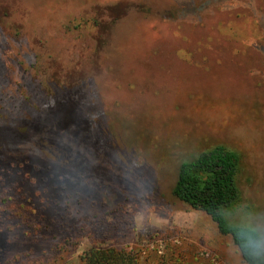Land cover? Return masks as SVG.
Here are the masks:
<instances>
[{
	"label": "rangeland",
	"instance_id": "obj_1",
	"mask_svg": "<svg viewBox=\"0 0 264 264\" xmlns=\"http://www.w3.org/2000/svg\"><path fill=\"white\" fill-rule=\"evenodd\" d=\"M0 116V264H247L171 194L217 144L241 155L229 215L264 264V0H0Z\"/></svg>",
	"mask_w": 264,
	"mask_h": 264
},
{
	"label": "trees",
	"instance_id": "obj_2",
	"mask_svg": "<svg viewBox=\"0 0 264 264\" xmlns=\"http://www.w3.org/2000/svg\"><path fill=\"white\" fill-rule=\"evenodd\" d=\"M10 149L0 136V157L13 158ZM241 167L238 151L217 144L179 163L171 194L190 208L208 214L220 233L231 236L245 263L260 264L263 253L259 231L234 223L229 215L241 199L238 181ZM182 257L171 250L155 263L145 264H185ZM80 260L82 264H141L137 253L113 246L91 247L80 255Z\"/></svg>",
	"mask_w": 264,
	"mask_h": 264
}]
</instances>
